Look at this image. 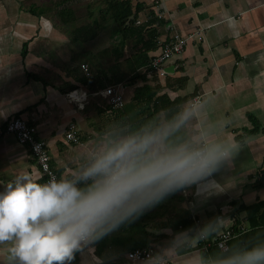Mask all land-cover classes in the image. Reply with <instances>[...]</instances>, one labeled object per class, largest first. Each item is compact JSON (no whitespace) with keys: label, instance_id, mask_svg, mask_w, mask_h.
Returning <instances> with one entry per match:
<instances>
[{"label":"crops","instance_id":"1","mask_svg":"<svg viewBox=\"0 0 264 264\" xmlns=\"http://www.w3.org/2000/svg\"><path fill=\"white\" fill-rule=\"evenodd\" d=\"M121 2L140 21L135 26L156 20L152 25L159 44L174 34L189 39L182 55L165 63L163 77L145 74L144 80L120 84L126 111L113 118L102 97L80 83L87 78L80 65L88 64L92 71L97 62L108 65L133 54L128 43L121 52L112 50L120 41L113 6ZM79 28L82 34L73 39ZM92 28L95 34L89 37ZM143 84L170 102L183 99L179 114L192 112L169 137V145L240 147L211 175L178 190L133 223L138 230L145 226L133 235L148 234L155 264H214L228 250L248 249L246 239L239 240L244 235L253 244L262 242L264 0H0V191L22 172L44 182L28 148L4 132L7 122L19 118L34 126L59 178L109 139L129 135L124 124L137 118L130 101ZM74 90L88 95L82 107L67 96ZM195 98L199 102L191 106ZM156 105L153 128L166 125L164 105ZM71 124L78 129L79 145L67 139ZM209 223L212 227L201 231ZM240 228L245 232L228 242L227 251L205 248L225 231ZM123 230L86 245L77 253L79 264H130L131 241ZM97 246L103 248L101 259L95 255Z\"/></svg>","mask_w":264,"mask_h":264},{"label":"clouds","instance_id":"2","mask_svg":"<svg viewBox=\"0 0 264 264\" xmlns=\"http://www.w3.org/2000/svg\"><path fill=\"white\" fill-rule=\"evenodd\" d=\"M191 116L184 111L164 126L109 139L59 178L41 183L22 172L4 183L2 264H72L86 245L135 223L170 195L211 175L240 145H169V137ZM214 264H264V244L237 249Z\"/></svg>","mask_w":264,"mask_h":264},{"label":"trees","instance_id":"3","mask_svg":"<svg viewBox=\"0 0 264 264\" xmlns=\"http://www.w3.org/2000/svg\"><path fill=\"white\" fill-rule=\"evenodd\" d=\"M113 8V18L117 25V33L120 37V41L118 42V44L112 48L113 54L118 51L121 52L127 43L129 47H132L133 54L128 59L121 62H119L118 59H114L115 61L108 65H103L101 62H97L98 67L91 71V75L87 78L83 77L79 80L80 83L87 87L90 92H96L100 89L121 84L123 82L131 85L139 79L144 80L146 74L145 72L148 69L151 59V56H149V54L156 51L159 47V35L157 27L152 25L153 23H155V19H152L149 24L135 26L134 23L136 19L132 13L131 6L128 3H116L114 4ZM84 28H87V26H85ZM82 32L83 28L75 29L72 38H77V36L81 35ZM92 32L89 37H92L95 34V28H92ZM140 69H143V73L137 72ZM183 101V99H180L170 102L166 96L157 97L155 89L153 90L150 86L143 84V86H141L140 88L134 89V94L130 102L132 106H135L136 108L135 114L137 118L135 120L126 121V123L124 124L126 125V131L131 134L141 130L142 128L151 127L150 125L153 120V115L159 111V105L157 106L156 103L164 105V107H162L161 109L164 111L165 123L167 124L173 121L180 111L177 106L182 104ZM153 104L155 106H153V109H151V106ZM124 108L125 107H122L118 110H110L109 108H106V110H109L111 113H113V118H116L117 114L125 113L126 109ZM254 225L255 224H251L252 227H254ZM137 226V224L133 223H131V225L127 224L123 226V231L126 234L130 235H126V237L124 238L128 239V241H131V251L135 249L147 248L150 244V240L147 237L148 234L146 232H144L143 235H133V233L138 230ZM144 227H141L139 230L144 229ZM262 237V242H257L256 244L251 243L246 235H244L239 240L243 238L246 239L249 248H251L259 244H264V236ZM102 249L103 248H99L98 246L95 249V255L100 259L103 252ZM229 254H231V251L229 250L224 253V255ZM105 261L103 262V264H105ZM72 264H79L77 254Z\"/></svg>","mask_w":264,"mask_h":264},{"label":"built area","instance_id":"4","mask_svg":"<svg viewBox=\"0 0 264 264\" xmlns=\"http://www.w3.org/2000/svg\"><path fill=\"white\" fill-rule=\"evenodd\" d=\"M159 7L160 6L158 4L155 5V9ZM156 17L161 18V13L158 12ZM134 24L139 25L140 21L135 20ZM188 39L189 38H183L178 34H174L168 41L160 43V51L157 54L151 56L150 64L145 73L148 76L155 74L157 76L163 77L166 74L164 71L165 63L174 56L182 55ZM80 68L84 72L85 76L89 77L91 75V71L86 64H81ZM90 94L93 96H101L104 100V105L110 110L121 109L124 105V98L120 84L109 86L102 90L91 92ZM67 96L68 98L76 101V103H80L82 107V103L87 100L88 95L86 92L78 93L76 90H74L69 92ZM198 102L199 100L195 98L190 105L193 106ZM4 132L14 135L18 143L28 148L35 163L39 167L44 182L52 177L58 178L56 171L51 166L47 145L43 140L37 137L34 126L29 125L22 119L15 118L6 123ZM67 139L74 144L79 145L81 143L76 125L71 124L68 127ZM244 232L245 230L243 228L234 231H225L211 243L209 242L205 248L207 246L213 245L222 251H227L228 242L233 238L241 236ZM153 258H155V262H157L158 259L155 256L152 248L135 249L126 254V259L130 264H150Z\"/></svg>","mask_w":264,"mask_h":264},{"label":"rangeland","instance_id":"5","mask_svg":"<svg viewBox=\"0 0 264 264\" xmlns=\"http://www.w3.org/2000/svg\"><path fill=\"white\" fill-rule=\"evenodd\" d=\"M87 66H88V64H86ZM89 67V66H88ZM89 70L91 71V68L89 67ZM94 103H95V101H94ZM96 105V104H95ZM94 104L92 105V108H95L96 106H95ZM96 118V116L94 115V117H93V119H95ZM96 120V119H95Z\"/></svg>","mask_w":264,"mask_h":264}]
</instances>
